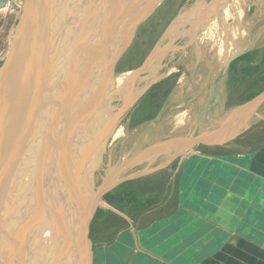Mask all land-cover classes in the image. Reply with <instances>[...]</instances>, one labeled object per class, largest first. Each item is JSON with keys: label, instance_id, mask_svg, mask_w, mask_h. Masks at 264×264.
Returning a JSON list of instances; mask_svg holds the SVG:
<instances>
[{"label": "water", "instance_id": "1", "mask_svg": "<svg viewBox=\"0 0 264 264\" xmlns=\"http://www.w3.org/2000/svg\"><path fill=\"white\" fill-rule=\"evenodd\" d=\"M63 1H23L8 50L0 65V230L8 236V246L0 264H22L24 261L19 262L22 256L26 260L23 264H93V248L96 246L89 238L90 224L103 204L104 196L118 185L163 170L175 160L188 158L198 147H219L231 141L243 128L252 126V123L238 124L236 117L241 112L252 114L264 102L263 91L225 116L227 121L222 128L209 129L212 130L210 137L208 132L205 137L191 135L166 144H156L148 150L137 145L140 146L139 151L136 152L138 148L128 151L123 158L122 153L117 155L114 166L106 163V174L96 181L94 173L104 137L138 99L132 97L129 100L134 83L144 72L151 70L156 74L160 71L165 53L169 48L176 47L171 45L174 39L167 47L161 48L158 43L154 46L142 65L129 73L125 81L128 83L126 89L119 91L125 94L124 97L118 96L121 105L117 112L95 129L91 144L87 145L84 138L88 135L85 132L78 142L79 149L74 150V139L70 133L73 120L68 118L66 110L69 106L65 100L66 96L80 99L82 84L79 85L76 82L78 78L74 77L63 87L55 80L51 69L52 64L57 62L52 43L62 27L55 23L54 14ZM155 1L148 2L144 11L132 22L128 35L110 59L104 87L95 93L93 100H88L86 107L90 100V107H93L94 99L98 98L96 102L101 103V98L109 96L116 65L130 46L137 28L158 8L151 10ZM224 1L212 0L208 4L200 28L206 23V15L213 13ZM171 29L167 30L168 33ZM182 35L189 36L187 33ZM234 59L223 67L220 80L225 78ZM153 61H156L154 68ZM152 84L149 83L148 87ZM111 102L102 107L107 108ZM163 110L164 105L153 118L152 126L159 121ZM73 115L75 121L80 117L76 112ZM215 136L218 139H214ZM179 143L182 145L178 148ZM164 148L174 150L168 154L163 152ZM94 156L93 167L90 160ZM145 163L156 165L140 170ZM30 169L36 175L33 185L31 180L28 181ZM128 172L132 174L126 175ZM63 182L68 187L59 193L56 185ZM43 224L45 229L41 227ZM34 229L42 234H33Z\"/></svg>", "mask_w": 264, "mask_h": 264}, {"label": "rangeland", "instance_id": "2", "mask_svg": "<svg viewBox=\"0 0 264 264\" xmlns=\"http://www.w3.org/2000/svg\"><path fill=\"white\" fill-rule=\"evenodd\" d=\"M23 1L0 0V11L3 13L0 15V49L3 45L4 56L10 44L14 26L21 13ZM124 1V4L128 6L127 9H129V12L125 14L124 10H122L121 0H64L59 5L54 14V19L55 23L58 22L62 27L60 34L55 37L51 47L54 55H56L55 60L57 62H54V65L59 75H68L69 72L72 73L73 71L78 73L81 65H87L88 55L94 56L95 53V56L99 55V57H102V61L101 64L94 67V74L99 75V72L107 71L109 64L107 62L110 61L116 49L128 35L132 22L144 11L151 0ZM211 1L163 0L162 2V0H156L151 10L157 6L158 8L137 28L130 46L118 61L115 72L127 74L139 68L157 43L160 44L161 48L169 45L171 42V40L169 41V34L171 32L169 31L168 33L167 30L175 27L176 24H173L175 19L178 20L190 8L196 7V5L202 8ZM239 4L240 7H237V10H228L229 12H238L245 4L244 15L241 18L243 30L233 40L236 48L234 51H237L235 58L239 60L232 63L225 78L220 80L219 72L222 67V59L220 60V57H217L216 47L207 48L202 46L204 45L203 43H200L202 50L198 52V49L195 50L193 48V44L200 33L190 43L189 37L186 35L181 36L183 34L181 33L182 30L177 28L179 33L171 43L176 48L172 50L169 48L162 60L163 67L156 74H152L157 77L156 83L148 87L150 81L147 78L149 76L147 72L150 74L152 71H147L144 72L139 82L134 86V98L137 97L138 99L114 127V129L116 127L121 128L124 132L123 136L118 140L111 141L110 137L113 130L104 137L98 165L94 173L96 179H101L106 174L104 171L106 163H112L113 165L117 161V155L124 152L121 150L123 147L120 148L117 141H124L128 144L135 140H149L152 145L150 148L153 149L157 146V143L166 144L168 141L186 138L191 135H202L205 137L207 136L206 132H208V135L212 132L209 129H217L218 126L214 123L217 118L227 116L226 114L229 111L237 107L238 101L247 98L264 87V0H242L241 2L239 1ZM142 5L143 7H141ZM228 11L226 14H228ZM80 20L85 21L80 22ZM230 20L228 21L229 25L232 23ZM75 22L76 24H74ZM79 22H85L86 25ZM185 26L188 27V24ZM71 33H74V35H71ZM106 34H108L110 41H113L110 45L112 48L107 46L108 41L107 44H104ZM163 34L165 35L162 38ZM90 51L91 53L89 54ZM103 51L104 54H100ZM227 52H230L228 55L233 53L232 50ZM3 59L0 55V65ZM105 60L106 62H104ZM155 62L153 61V63ZM236 93L244 94H240V97L236 98ZM215 98L217 100L214 102ZM120 105L121 103L118 99L112 101L109 105L110 112L115 113ZM163 105L164 110L161 118L152 126L153 118ZM179 117H183L184 122L180 126L181 130H176L174 126ZM255 129V133L261 131V134L264 135V120H261ZM248 132L246 131L245 135H248ZM214 139H218V136H215ZM150 148H144V150ZM213 149L215 147H198V150L205 151L207 154H211L209 151ZM233 150L234 153L232 152L226 157L231 156L229 158L234 159L237 148H233ZM178 161L183 160H177L174 166H177ZM210 169L212 170L213 168L211 167ZM183 170L181 169V172ZM231 170L227 168V172L224 173V175H228L229 183L233 182L237 175L234 172L232 173ZM239 179L236 182L239 183ZM131 186L123 185L115 190V193L122 192V203L135 199L128 192V188ZM259 188L261 189L260 195L252 196L251 202L253 206L251 209L255 208V205L258 206L257 203L260 202L261 212H259V219L261 226L260 228L243 226L239 230L244 232L246 238L252 240L256 247L264 248V185L256 183L254 189ZM215 191H218V189L215 188ZM210 197L211 201L215 200L214 196ZM118 226L123 225L117 220L115 221L114 216L108 214L103 216L97 210L90 224L89 238L92 242H98L99 240L95 241V239L96 236L100 235L99 237L104 239L102 242L108 246V239L116 234L118 231H116V227ZM95 246L93 254L99 247L97 243ZM246 250L250 253L253 252L252 256L259 259L244 256L243 263L264 264V251L258 253L255 249L248 248ZM98 254L101 258L102 251L98 250ZM100 264H102V260Z\"/></svg>", "mask_w": 264, "mask_h": 264}, {"label": "crops", "instance_id": "3", "mask_svg": "<svg viewBox=\"0 0 264 264\" xmlns=\"http://www.w3.org/2000/svg\"><path fill=\"white\" fill-rule=\"evenodd\" d=\"M3 51L2 45L0 55L4 58ZM238 60L235 58L229 68ZM263 91L264 87L238 101L237 107L226 115ZM240 94L244 93H236V98ZM248 114L241 112L236 122L252 123V126L215 147L214 152L209 151L211 154L196 148L188 158L178 161L177 166L175 160L167 168L118 185L104 196L99 212L114 216L123 226L116 227L118 231L109 237L108 246L100 235L96 236L95 241H99L93 243L98 244L102 256L95 250L93 264H100L101 260L102 264H245L244 256L257 258L245 249L261 253L264 248L256 247L239 229L261 226L260 202L251 209V201L261 191L254 189V185H264V135L261 131L255 133L258 123L264 120V102ZM143 140L133 143L146 148L152 146L149 140ZM233 148H237L234 159L226 157L234 153ZM155 165L145 163L139 169ZM227 168L237 174L231 183L228 175H224ZM123 185H132L128 192L134 200L122 203V192L115 190ZM210 196L215 200L211 201Z\"/></svg>", "mask_w": 264, "mask_h": 264}, {"label": "bare ground", "instance_id": "4", "mask_svg": "<svg viewBox=\"0 0 264 264\" xmlns=\"http://www.w3.org/2000/svg\"><path fill=\"white\" fill-rule=\"evenodd\" d=\"M239 1L241 2L242 0H225L222 4H220V6L213 13H209L206 15V23H205L204 27H202V28H200V21L203 17V14L207 11L208 4L202 8L197 6V5H196V7L190 8L187 12L183 13L182 17L178 18V20L175 23L176 24L175 27H173L170 30L171 33L169 34V41L170 40L172 41V39H174V36L179 33V31H178L179 29H177V28H180L182 30L181 33H187L189 35L187 37H189L188 39H189L190 43L193 40V38H195L198 35V34L196 35V33H200L196 37V41H194V44H193L194 47L193 48H195V50L198 49V52H200L202 50L200 43H203L204 45H202V46H206L207 48L208 47L214 48V46H215L217 49V54H216L217 57H220V60L222 59L221 60L222 61V67L220 68V72H219V73H221L223 67L228 63V61L236 56L237 51H234V49H236V48L234 47L235 44L233 43V40L235 39V37L238 36V33L243 30V22H242L241 18L244 15L243 10H244L245 4L241 7V9L238 12L237 11H235V12H229L228 11V10H232V9L237 10V7H240ZM114 2H117V1H114ZM121 2L123 4V5L121 4V6L123 7L122 10H124V14L126 12H129V9H127L128 6H126L124 4L125 1L121 0ZM111 7H113V6H111ZM141 7H143V5ZM132 9H133V7H132ZM110 11H112V10H110ZM227 11H228V14H226ZM133 16H134V14H133ZM118 19H120V18H118ZM229 20L232 22L231 25L228 24ZM81 21H85V20H80V22ZM84 23H80V24H84ZM74 24H76V22ZM186 24H188V27L185 26ZM85 25H86V23H85ZM78 26H80V25H78ZM181 27H183V28H181ZM112 29H113V27H112ZM107 41H108L107 46H110L111 43L113 42V41L112 42L110 41L108 34H106V36L104 37V44H107ZM231 50L233 53L228 55L230 52L226 53V51H231ZM90 53H91V51L89 52V54ZM95 54H94V56L88 55L87 59H89V60H87L88 61V63H86L87 65H85V64L83 66L81 65L83 70L81 71V67H79L81 72L78 71V73H75L73 71L72 73L69 72L68 75L67 74L66 75H59L58 72L56 71L54 63L52 64V67H51V69L54 71L53 75L55 77V80L58 81V83L60 85H62L63 87L65 86V83L70 78L73 79L74 77L78 78V81L76 80V82L79 85H80V83L82 84V93H81L82 97L80 99H77V100H76V98L70 99V96H68V97L66 96V100H65L67 107L69 106L66 110L67 114L69 116L68 118H70V121L73 120L72 125H71V123H69V124L71 125V128H72L70 133H72L71 136H73L72 139H74V148H73L74 150H76L77 148L79 149L78 142L80 141V139H82V136L85 134V132L87 133L88 136L87 137L85 136L86 138H84V139L86 140L87 145L91 144L95 129H97L101 123L105 122L106 119H109L110 115L112 116L114 114V113L110 112L109 106L106 105L107 108H104V106L102 107V105H105V104L111 102V98L114 101L115 99L116 100L120 99L118 96L124 97L125 93L124 92L120 93L119 91L120 90L123 91L124 89H126L125 87H127V85H128V83H125V81L128 78L129 73H127V74L116 73V75L114 76V79L112 81V86H111L109 96H105V97L101 98V103L96 102V100H98V98L94 99V105L92 103L93 107H90L91 100H93L92 97L95 95V93H97L99 90H101L104 87V84H105L106 79H107L106 78L107 71L106 72H99V75H96L93 72L95 70L94 67H97L99 64H101V61H102V57L100 56L101 57L100 58L99 55L95 56ZM100 54H104V51L100 52ZM104 62H106V60ZM109 62L110 61H108L107 63H109ZM90 65H92V66H90ZM154 65H155V63L152 62V67ZM152 67H150V68H152ZM73 70H75V69H73ZM149 71H151V70H149ZM147 74L149 75L147 77L150 81L149 83H153V84L156 83L157 77L153 76L154 75L153 72L150 74H149V72H147ZM139 80L140 79L138 78L137 81L134 83V86H136V84L139 82ZM75 87H76V84H74V88ZM133 91H134V89H133ZM133 91H130L129 100H130V98L134 97L135 92H133ZM89 99H91L89 106L86 107ZM95 102L97 104H95ZM72 104H74V105L72 106ZM75 112L80 115V117L76 121L73 119L75 117L73 115V113H75ZM177 120L178 121H176L174 129L181 130L180 126H182L183 125L182 123L184 122L183 117H179ZM226 121L227 120L224 118H222V119L218 118L217 120L214 121V123L218 127L222 128L223 125L226 124ZM114 127L115 126H112L109 130V132L114 130L112 132L111 137H110L111 141L118 140L119 138H121L123 136V133H124L121 128L116 127L114 129ZM228 133H230V131ZM223 137H224V135H223ZM61 138L63 141H65L64 137H61ZM170 139H171V137H170ZM117 142H119L120 148L123 147L121 149L122 151H124V152H122V158L128 151H131V150L137 149V148L138 149L136 150V152L140 150V148H139L140 146L139 147L137 146L140 144H135L133 142H129L127 144L126 142L120 141V140ZM181 145L182 144L179 143V145H177L178 148L181 147ZM178 148L176 147V150H178ZM173 150L174 149H170V148L165 149L164 148L163 152L165 151V152H168V154H170V152ZM92 158L93 159L90 161H92V166L94 167L95 166V160H94L95 156ZM122 158H121V161H122ZM31 168H32V166H31ZM132 171H135V170H132ZM29 173H30V178L28 179V181L30 182V180H31L30 183H31V185H33L34 181L36 179V175H35L34 171H32V169H30ZM127 174H132V172H130V173L128 172V173H126V175ZM94 179L98 180L96 178H94ZM63 183H60V184L58 183V186L56 185V188L59 190L58 191L59 193H61V192L63 193V190L68 187V186L65 187L67 182L64 184ZM27 185H28V183H27ZM41 227H43V229H45L44 224L41 225ZM34 233L36 235L38 234L39 236L42 234V233H39L38 229L37 230L34 229L33 234ZM7 237L8 236H6V234L2 233V230H0V258L3 256L5 249L8 246V242H6ZM19 257H20V255H19ZM25 261L26 260L24 259L23 256L19 260L20 263H22V262L25 263Z\"/></svg>", "mask_w": 264, "mask_h": 264}]
</instances>
